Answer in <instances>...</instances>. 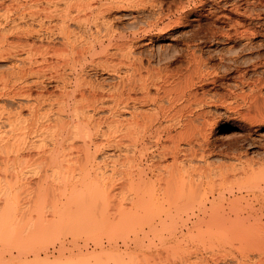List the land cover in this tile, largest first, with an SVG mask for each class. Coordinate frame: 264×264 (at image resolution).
<instances>
[{
	"label": "rangeland",
	"instance_id": "1",
	"mask_svg": "<svg viewBox=\"0 0 264 264\" xmlns=\"http://www.w3.org/2000/svg\"><path fill=\"white\" fill-rule=\"evenodd\" d=\"M8 1L2 0V3H4L0 5L2 6L0 7V264H114L118 262L116 260L119 254V258L122 257L121 259L125 262L127 259L138 260L136 257L133 258V254V259L128 258L129 256H126L127 251L129 253L134 252L137 248L146 246L148 251L158 250V252L164 254L163 250L166 249V247L162 248L164 245L168 248L170 244L174 245V236H180V232L185 233L186 229L192 228L191 222L188 226L182 227V225H178L179 221L176 225L165 218L166 223H169V225L162 229V225H165V223L161 225L159 223L164 220H160L163 216L169 215V218L172 217L170 220H175L177 216L179 219L184 220L187 216L186 218L191 219V221H194L197 217L200 219L203 216H211L213 219L214 217L219 219L223 216H229L230 221H232L235 216H233L235 214L233 204H236V206L240 204L241 209L245 208L248 212L251 211L248 206L254 207L252 211H259V208L264 206V0H202L201 3L200 0L196 2L197 5L194 4L195 12L211 10L215 14L200 18L195 14H191L181 21V24L169 27L170 29L167 28L163 37L154 36L153 43L140 38V44L136 51L143 52L145 66H148L146 59L149 58L150 78L158 79V83L167 78L169 81L168 89H171L169 96L171 94L173 99L177 90L175 82L180 78L182 79L180 82H183L184 75L188 74L186 71L188 68H192L189 66V56H187L189 50L191 51L193 48L195 55L201 58L198 60L203 62L200 68L201 72H196L197 79L195 72L191 73V75L194 74L192 75L194 81L190 88L189 104L186 103L187 106L185 104L182 106L180 101H174L171 96L169 98L173 100V103H177L172 104V107L176 108L171 107L173 112L180 111L179 116L177 115L175 119L156 120L152 117L145 118L140 120V123L138 122L139 125L130 128L133 133L127 131V125L123 121H121V125L119 122L115 123L117 125L111 123L109 128L107 122L110 120L107 122H92L93 126H90V123L83 127L85 130L81 135L84 143L80 139L79 133L77 134L78 139H75L76 141L74 139V141H70L71 144L73 142L74 145L80 147L87 144L88 149H83V152L80 153L82 151L79 150L80 148L75 150L70 147L71 145L67 147L68 141L62 144L65 152L63 148H59V151L56 150L55 153L48 152L46 154H43V151L46 150L47 146L52 148L54 139H50L48 135L43 137L42 134L43 144H45L46 139L50 140H48V143L46 142L47 145L45 144L44 149H42L43 144L40 147L39 138L35 141L37 137H34L35 134L38 137L40 135L41 138V130H46L43 127L44 123L47 122L45 121L46 118L50 119L49 124L54 116L60 118L56 122H61V117L64 118L63 121L66 120L67 124L64 121V123L61 122L62 125H68V123L75 121H69L61 113V117L58 116L59 114L56 115V112L59 113L58 111L61 108L55 99L57 95L54 93L58 91L56 88L54 89L56 83L45 81V78L41 75V66L36 64H33V67L31 66L33 69L35 68L36 73L29 69V62L24 61L26 57L28 60L30 56L28 57L27 50L24 51L28 48H24L25 45L21 43L22 40L28 37L23 36L24 39L22 35L18 34V37H22H19L22 42L18 41V45H20L18 47L16 45L18 37L10 34L12 30L8 34L9 28H13L10 27L12 19L27 14V11L22 13V9L17 10L8 6L10 4ZM174 2L179 3L178 0L165 1L163 8L165 10L167 6L174 8ZM5 4L10 8L5 7ZM234 5H239L240 14L234 15L230 11ZM213 6L218 8L213 9ZM197 7L200 11L197 10ZM19 11L21 12L17 13ZM204 13L206 15V12ZM220 15H225L243 25L245 24L244 26L253 31L255 36L248 43L232 37L228 38L229 40L225 39L217 32L220 30H218L219 27L221 29L227 27V21L222 20L223 18L220 19ZM27 18H23L27 23H24L22 18L20 19L23 21L18 20V29L22 32L23 28H26L27 32L30 28L35 29L33 31L39 30V19L35 20L36 24L35 21L31 22ZM164 23L159 27H163ZM19 30L16 28L15 32ZM126 31H130V29H126ZM18 33L21 34V32ZM212 33L213 35H211ZM216 33L218 34L216 35ZM36 38L37 36L33 39L29 38L31 41L25 40L27 41L26 46H29V43L30 45L34 44L31 47L40 45L37 44L40 43V39ZM198 38L203 41H196L195 39ZM12 39L16 47L11 43L13 42ZM127 39L129 40V37H126L125 41H128ZM55 40L53 45L54 43L58 45L60 42L58 39ZM190 43L191 45H189ZM187 44L189 45L188 48L186 47ZM37 47L39 49V46ZM37 47L33 48L32 53L35 54L38 51ZM17 48L23 51L21 52ZM36 49L37 51H35ZM34 54H31V57L38 56L33 59L40 62V53L38 52V55L35 56ZM172 55L173 57H171ZM45 68L44 70L47 69ZM23 70H26V75H24L25 72H23V75L20 74ZM37 70L41 73L40 78L37 76L39 72ZM88 70L87 79L90 81V78L93 77V81L98 79L99 83L102 82L101 85L103 88L105 87L104 89H108L110 85L116 83L117 77L115 74L108 72L107 74L100 69L93 70L97 73ZM31 73H33V76ZM200 76L202 78H198ZM16 78L18 79L16 80ZM40 79L44 80L42 85ZM34 81H36L35 84ZM37 82H40L39 84L44 87L39 88L40 85ZM177 82L179 83V81ZM47 83L48 87H46ZM15 87L17 88V94ZM20 87L23 88L20 90ZM24 88L30 89L29 91L26 90L28 93L30 92L29 96L31 95V98L18 95L22 92V89L25 90ZM68 89L70 88L68 87ZM54 90L56 91L54 92ZM46 91H48V94ZM39 93L43 95L42 99L47 96L49 101L45 98L44 102ZM151 93L153 95L154 91L151 90ZM56 94H59V91ZM39 98L45 104L40 102ZM163 98L162 105H169L167 103L168 98ZM54 99L56 102L54 105L57 106H52ZM46 100L52 104L49 103L50 106H48ZM20 105L21 107L24 106L23 109L20 108ZM46 106L50 107L49 110ZM54 107L58 108L55 112L53 111ZM106 107H108V104ZM51 108L52 110H50ZM140 110L146 114H148L147 111L149 114L153 111L156 112L153 105L142 107ZM172 110L171 113H173ZM16 112L19 114L16 115ZM40 113L41 116H43V113H47L46 118L44 119V116L40 117ZM106 113V110H103L100 114L104 115ZM19 115L28 120L32 119L34 122L37 118L43 119L41 121L37 119L35 124H33V121L30 125L28 123V129L25 130L28 131L26 133V147L19 152V155H16L11 151L13 139L10 131L13 127V123L11 125L12 118L14 120ZM123 115L128 117V113ZM183 120L185 121L183 122ZM145 121L148 123L146 124ZM53 122L55 126H50L51 128L48 131L55 128L53 131L59 132L60 129L64 137L66 134L68 136L69 130L76 126L71 123V125L63 128L61 124ZM52 123L50 125H53ZM57 126L58 128H56ZM85 127H88L89 130ZM139 127L144 128L139 129ZM68 128L69 130H67ZM110 130L112 131L108 133ZM126 131L129 135L126 134ZM103 132L107 134L104 133L103 137H100ZM84 133L87 135L88 141H84ZM114 134L116 135L114 136ZM130 134L133 135V138H130L132 137ZM31 139L34 140L33 144L29 142ZM6 142L7 144H5ZM112 142L115 145L118 142L115 149ZM37 143H39V146L36 148L41 149L39 151L34 148ZM124 143L126 146L121 145ZM4 144L9 147H2ZM73 144L72 146H74ZM30 146L31 150L28 152ZM145 147L146 149L148 147V149H144ZM3 148L4 150H2ZM66 148L69 150L67 149V151ZM49 150L52 151V149ZM127 166L129 167L127 168ZM126 174L129 175L128 178H131L129 180L132 182V186L125 185L126 183L130 184V181L128 183L126 179ZM135 186L138 187L135 188ZM237 198H240L241 202L236 201ZM232 200H235V202ZM230 201L231 204H229ZM246 204L247 206H244ZM228 205L231 208L232 205L234 206L232 208L233 212H231V208V210H228ZM218 206H221L220 209ZM211 207H214V209ZM221 209L224 210L223 216L218 215V213H222ZM258 211L259 215L260 211ZM262 218L264 220V217ZM227 225L229 224L227 223ZM173 226L178 227L175 229ZM203 227H200L199 231ZM197 228L199 229V227ZM222 228H226V226ZM171 229H174L172 231V233L174 232L173 238ZM194 229H191V231L195 232ZM177 232H179V235H177ZM157 239L160 241H157ZM177 241L179 243V239ZM182 244L183 242L180 245ZM124 253L126 255L123 256ZM134 261L129 262L131 264ZM231 264L233 263L231 262Z\"/></svg>",
	"mask_w": 264,
	"mask_h": 264
},
{
	"label": "bare ground",
	"instance_id": "2",
	"mask_svg": "<svg viewBox=\"0 0 264 264\" xmlns=\"http://www.w3.org/2000/svg\"><path fill=\"white\" fill-rule=\"evenodd\" d=\"M165 1L169 2V0H9L8 1V3L10 2V4L8 6H11V8L14 7L17 10L22 9L21 10L22 13H23V11L24 12L27 11V14L21 15V17H15L14 16L15 18H13L11 21L12 25H10V27H13V28L12 29L9 28L8 34L12 30L10 32V34L16 35L14 37H18V34H19L20 36L22 35V37L23 36L28 37L27 38L28 40H30L29 38L33 39L35 36H37L36 39H38V38L40 39V41H39L40 43H37V44H40V45H37V46H39V49L36 46L38 51L36 49L35 51H37V52H35V54L32 53V51H33V48H36V47L35 46L31 47V45H34L33 43L31 45L29 43V46L28 45L26 46L27 41H25V40H27V39H25L24 37L23 38L25 40H22V39H20L22 37L19 36L20 38L19 37L17 38V44L16 45H18V41H20V43L23 41L24 43L23 42L21 43V44L25 45V47L24 46L23 47L28 48V49H24V51L27 50L26 52L28 53V57L30 56L28 58L29 61L27 60L26 56H25L26 59L24 61H27V63L29 62L28 63L29 69H32L33 71H35L34 70L35 68L34 69L32 68L33 64H36L37 66H41V70H40V67H39V70L41 71L42 74L40 73L39 70H37V71H39L37 76H39L41 74L45 78V81L48 80V82L53 81L54 83H56V85L54 84L55 85L54 89L56 88L59 91V94H56L58 91L55 92L56 90H54V92H55L54 94L57 95L55 97V99H56V102L58 104H60V106H61L60 110L58 111L59 113L56 112V115L59 114L58 116L61 117L60 115L64 114L67 117L66 119H69V121H75V122H70V124L68 123V125H71V123L72 124L74 123L76 125L73 128H71L72 130L71 129L69 130V128H68L67 130H69V132H68L69 135L66 136L67 135L66 134L64 137L62 135V132H60V129H59V132L53 131V130H55V128L51 129L52 131L51 130L48 131V129L51 128L50 126H55L53 124L54 123L53 121L56 122L58 119L60 120V118L53 115L54 116L52 118L53 120L51 119V123L53 122L52 123L53 125H50L51 123L50 124L48 123V121L50 119L48 120V117L46 118L47 113H43L44 119L45 118L47 119V120H45V121H47L45 123H48V124L44 123V126H43L44 129H46V130L45 131L41 130V138H40V135L38 137V135L31 133L32 135L34 134V137H37L35 139V141H37V139L39 138L38 142L39 143L41 142L40 144L39 143H37L36 145L34 144L35 146L32 145V146H34L35 149H37L36 147L39 145H40V147L42 146V144H43L42 134H43V137L48 135L50 137V139L51 138L54 139L53 141L51 140L53 143L52 148L47 146L49 149H52V151H50L46 147L45 148L46 152L43 151V154H46L48 152L55 153V152H57L56 150H58L59 148H61V149L63 148V151H64V147H62V144L64 142L67 143L68 141L69 142L67 143V147L69 145H71L70 147L75 149V150L80 148L79 150H82V151H80V153H82L83 149L84 150L88 149L87 148L88 145L87 144H86V146L83 145L82 146L83 148H82L80 146L74 145L72 142V144L74 145V146H72L70 141L73 139L74 140L78 139V137H79V136H77L78 133L80 134V139H82L81 133L84 132V130H85L83 127L85 125L86 126L89 125L90 123H91L90 126H93L92 122H97V121L107 122L110 120L111 122L110 121L107 122V123H109L108 124V128H109L111 123H114V125H117L115 123L119 122L121 125V121H123V123H125L127 125V131L130 132V131H132L130 128H133V127L139 125L138 122L140 120L145 119V118L149 119V117H152L156 120H159V119H166V118L167 119L168 118L169 119H172V118L175 119V117H177V115L180 111L176 110L175 112H173V110L171 109L172 104L176 103V102L173 103V100L177 101V102L180 101V105H182V106H183V104L186 105V103H188L190 101V99H189V96L191 95L190 88L192 87L191 85H192V82L194 81L192 78V75H194V74L191 75V73L195 72L196 79H197V73L196 72L199 73L203 62L199 61L201 58H199L198 56L195 55L193 48L192 49L190 48L191 51L189 50V52H188L189 54L187 56H189V62H190L189 66L192 68H188V70L186 71V72H188V74L184 75L185 78L183 77V82H180V81H182L181 78L179 80L177 79V81H179V83L177 81L175 82V87L177 88V90H176L175 95L173 96L174 99L172 98L171 94H170V96L173 100L169 99L170 98L169 91L171 90V89L170 90L168 89L169 88V81L167 80V78L166 79L164 78L161 81V83L159 82L160 83L159 84L157 82L158 79L155 80L156 79L155 77H154L155 79H153V77L150 78L151 77L149 75L150 69H148V66L150 64L149 58L146 59L148 66H145V63H144L145 60H144V57L142 56L143 52L141 53L140 51H136V50H138V45L140 44L139 40H140V38H144V40L146 39L149 43H153L152 39L154 36L163 37L164 34L166 33L167 28L181 24V21H183L184 19L189 17V15H191V14H195L198 16V18H200V17L207 16V15H214L215 13L212 12L211 10H208V11H204V12H206V15H204L205 13L200 11V9H198V7H197V10H199L200 12H195L194 4H196V2L200 1V0H178L179 3H175V2L173 3L174 8L167 6L166 10L163 8L164 7L163 3ZM201 2H203V1L201 0L200 3ZM3 3H2V0H0V5H3ZM241 3H242V1H241ZM239 5H241V4H239ZM239 5H236V6L234 5V7L232 6V8L230 9V11H232V13L234 15L240 14L241 11L239 10V7H238ZM4 6L8 7L6 4ZM200 6H201V4H200ZM0 7H2V6H0ZM201 7H203V6H201ZM216 7L217 6H215V8ZM8 8H10V7H8ZM215 8L213 6V9H215ZM21 11H19L17 13H20ZM242 11H244V10H242ZM244 13H245V11H244ZM244 13H243V15H244ZM248 13H249V11H248ZM25 15H27L28 18H27V16L25 17ZM19 16H20V14H19ZM20 18H22V19L27 18V19L31 20V22L35 21L36 19L37 20L39 19L38 20L39 30L33 31L35 29L30 28L29 31L27 32L26 31L27 29L25 28L26 29L25 30L23 28L22 29L23 32L20 31L18 29L19 27L17 24L18 20ZM218 18H219V15H218ZM221 18H223L222 20L225 19L227 21V24H226L227 27H224L225 29H223V28L221 29L219 27L218 30L219 29L220 30L217 32L219 33L220 36L224 37L225 39L232 37V38L240 39V40L244 41V43H248L250 40H252L251 38L253 36H255V33L253 31H251L248 27L244 26L245 24L243 25L242 23H239V21L237 22L233 19L226 17L225 15H220V19ZM22 19H20V20H22ZM23 20L25 23L26 20L25 19H23ZM165 20H166V22H165ZM35 23H36V21H35ZM163 23H164V26L159 27ZM224 23H226V22H224ZM36 24H35V26H36ZM126 27H128V28H126ZM16 28H17V30H19L18 32H21V34L18 33L17 31L15 32ZM126 29L127 30L130 29V31H126ZM213 31H211V32H213ZM231 31H233V32H231ZM213 33L211 35H213ZM218 33H216V35ZM125 34H128V35H125ZM196 36H198V35L196 34ZM14 37L12 36V38H14ZM126 37L127 38L129 37V40L127 39L128 41H125ZM214 38H215V36H214ZM18 39H20V40H18ZM55 39H58V41L60 42V43L57 42L58 45L56 43H54V45H53V41ZM200 39L201 38H198L195 40L197 41ZM195 40H193V41H195ZM200 41H203V40H200ZM11 43L12 44L15 43L14 40ZM252 43H251V45H253ZM16 45H14V46L16 47ZM189 45H191V43ZM189 45L187 44L186 47L188 48ZM19 46L20 45H18V47ZM20 49H21V47H20ZM20 49H18V50H20ZM12 50H14V49H12ZM233 51H234V49H233ZM10 52H12V51H10ZM38 52L40 53V57H39L40 62L33 59V58L38 57V56H35V55H38L37 54ZM31 54H34L35 57H31L32 56ZM171 57H173V55ZM150 59H151V57H150ZM114 60H116V61L114 62ZM26 67H27V65H26ZM25 68H23V69H25ZM44 68L46 70H44ZM53 68L54 69L56 68V69L54 70ZM182 68H184V67H182ZM88 69H90L92 71L93 70L97 71L98 69H100L101 71H105L106 73L108 72V73L113 74V75L115 74V76L117 77L116 78L117 80H115L116 83L115 84L113 83V85H110V88H108V89L106 88L107 89L106 90V89H104L105 87L104 88L102 87V85H101L102 82L99 83L98 79H97L98 82H97V80L96 81L92 80L94 77L93 78L89 77L91 79V81L89 79H87L88 75H86V74H87ZM26 70H27V68H26ZM26 70L25 71L23 70L20 74L23 75L24 74L23 72H25L24 75H26ZM28 71H30V70H28ZM161 71H162V69H161ZM35 72H34V74L36 75L37 72L36 73ZM94 73H97V72H94ZM153 73H155V72H153ZM175 73H177V72H175ZM31 74L33 76V73H31ZM35 75H34V77H35ZM28 76H30V74H28ZM154 76H155V74H154ZM169 76H170V74H169ZM15 77H14V79H15ZM40 77L41 76H39V78ZM170 77H172V76H170ZM198 78H202V77L200 76ZM17 79L18 78H16V80ZM43 81L41 83L40 82L39 83L42 85ZM14 82H16V81H14ZM35 82L36 81H34V84H35ZM200 82H202V81H200ZM12 83H11V86H12ZM39 83H38V85H40ZM24 84H25V82H24ZM41 85L39 86V88L41 87V89H42V87H44V86H41ZM44 85H46V84H44ZM26 87H27V84H26ZM46 87H48V83H47ZM68 87L70 89H68ZM15 88H14V91H15ZM21 88H23V87H20V90H21ZM26 89L28 91L30 90L28 88H26ZM26 89L25 90L22 89V92L19 91L20 93L18 92L19 93L18 95H20L21 97L29 96L30 92L28 93V91ZM46 89H48V88H46ZM151 90L154 91L153 95L151 93ZM46 92L48 94V91H46ZM41 93H42V90H41ZM41 93H39V94H41ZM16 94H17V88H16ZM16 94H14V95H16ZM47 94H44V95H47ZM11 95H12V91H11ZM11 95H8V96H11ZM30 96H29V98L32 97V96L31 97ZM15 97H17V95ZM163 97L168 98V100H167V103L169 104V105H167L168 107L162 105V102L164 99ZM18 98H20V97L18 96ZM40 98L41 99L43 98L42 94H41ZM45 98L49 101L47 96H45ZM49 98H50V96H49ZM14 99H16V98H14ZM41 99H40V102L45 104L44 99H42L44 102ZM55 99H54V101H52L53 99L51 100L53 102V104L46 100L48 106H50V104H52V106H53L56 103ZM200 102H201V100H200ZM30 104H32V103H30ZM107 104H108V107H106ZM195 104H197V103H195ZM148 105H153L156 112L154 113V111H153L152 112L153 114L152 113L149 114V112L147 111L148 114H146L144 111L140 110L142 107H145ZM54 106H57V105H54ZM182 106H180V107L182 108ZM22 107H24V106H22ZM22 107L20 105L21 109H23ZM49 108L47 107L48 110H49ZM56 108L54 107V109H55V110L53 109L54 112L57 111ZM172 108H175V107H172ZM181 108H179V110H181ZM50 110H52V108ZM103 110H106V112H107L104 115L100 114L101 111H103ZM171 110L173 113H171ZM38 111H39V109H38ZM30 113L32 114V111ZM49 113H50V111H49ZM49 113H48V116H49ZM124 113H128V117H125L123 115ZM15 114L18 115L19 113L17 114V112H16ZM15 114H14V117H15ZM20 114H21V112H20ZM35 116H34V119H35ZM43 116H41V113H40V117H43ZM55 117H57V118H55ZM37 119L40 120V118H37ZM61 119H62L61 120L62 123H64V121H65V124H67L66 120L63 121L64 118L61 117ZM188 119H189V117H188ZM36 120H35V122H37ZM172 120H170V121H172ZM28 121H30V122H28ZM31 121H33V120L32 119L28 120L24 117L22 118L21 115H19V117L16 116V118L14 120L12 118L11 125L13 123V125H12L13 127L10 131V133H11L10 135H12L11 137L13 139L12 140V147H11L12 148L11 151H13V154L15 153L16 155H19V152L23 151L24 148L26 147V139H27L26 133L28 131L26 132L25 130L28 129L27 128L28 123H29V125L32 124ZM184 121L185 120H183V122ZM186 121H187V119H186ZM35 122L33 124H35ZM61 122L58 121V122H56V124L58 123L60 125ZM40 123H42V122H40ZM147 123L148 122H146V124ZM149 123H150V121H149ZM68 125H64V124L62 125L61 124V126L63 128H64V126L66 128ZM96 125H97V123H96ZM58 126L56 128H58ZM97 126H99V125H97ZM140 126H141V124H140ZM148 126H149V124H148ZM165 127H167V126H165ZM80 128H82L81 130H83V131H81ZM85 128H88V127H85ZM114 128H116V127H114ZM140 128L141 127H139V129ZM142 128H144V127H142ZM146 128H148V127H146ZM161 128H163V127H161ZM35 129L38 131V133H40L37 128H35ZM88 130H89V128H88ZM123 130H125V129H123ZM123 130H122V132H123ZM33 131H34V129H33ZM33 131H31V132H33ZM47 131H48V134H47ZM111 131L112 130L108 131V133ZM134 131H135V129H134ZM159 131H160V129H159ZM45 132H46V134H45ZM87 132H89V131H87ZM97 132H99V131H97ZM101 132H102V130H101ZM128 132L126 133L127 135H129ZM35 133H36V131H35ZM63 133H64V131H63ZM104 133H106V132H103V134H101L100 137L102 135H104ZM132 133H133V131H132ZM31 134H29V135H31ZM121 134H123V133H121ZM140 134L142 135V133H140ZM84 135H85V138L83 137L84 141H88L87 135L85 133H84ZM115 135L116 134H114V136ZM130 135H132V134H130ZM90 136H92V135H90ZM122 136H124V135H122ZM11 137H10V139H11ZM46 138H48V137H46ZM127 138H128V136H127ZM130 138H133V135ZM122 139H123V137H122ZM165 139H166V137H165ZM48 140L46 139L47 143H48ZM3 141H4V139H3ZM29 142L30 143L32 142L31 144H33L34 140L31 139V140H29ZM44 142H45V139H44ZM46 142H45V144H46ZM77 142H78V140H77ZM77 142H76V144H78ZM82 142H83V139H82ZM100 142H101V140H100ZM5 144H7V142ZM5 144L2 147H6V148L9 147L7 145L5 146ZM45 144H43L42 149H44ZM112 144H113V142H112ZM10 145H11V142H10ZM113 145H114V149H115L116 148L115 146L118 145V142L116 145L115 144H113ZM121 145H125V143L121 144ZM127 145H128V143H127ZM75 146H76V148H75ZM110 146H111V144H110ZM106 148H107V146H106ZM131 148H132V146H131ZM67 149L68 148H66V150ZM117 149H118V146H117ZM144 149H146V147ZM147 149H148V147H147ZM2 150H4V148ZM30 150H31V146H30V149L28 150V152ZM32 150H34V149H32ZM39 150H41V149L39 148ZM47 150H49V151H47ZM71 151H73V150L71 149ZM6 152H8V151H6ZM60 152H59V154H60ZM96 152H97V150H96ZM127 152L129 153V151H127ZM40 153H41V151H40ZM122 153H124V152H122ZM93 154H95V153H93ZM44 156H46V155H44ZM126 157H128V156H126ZM128 163H130V162H128ZM128 167L129 166H127V168ZM128 176L129 175L126 174V179L129 183L130 177L128 178ZM125 185H129V186L131 185L132 186V182L130 181V184L126 183ZM136 187H138V186H135V188ZM127 190H128V188H127ZM168 191H169V189H168ZM126 194H127V192H126ZM14 196H15V194H14ZM135 196H136V194H135ZM137 196H139V195H137ZM15 197H17V196H15ZM129 199H131V198L129 197ZM136 199H138V198H136ZM239 199L240 198H237L235 200L237 201ZM235 200L234 201L232 200V201L235 202ZM14 201H16V199H14ZM239 202H241V201L239 200ZM137 204H138V202H137ZM229 204H231V201L229 202ZM233 205L235 206V209H234L235 214H233V216L234 215L235 216L232 219V221H230L229 216L225 217L222 215L223 211H224V210L222 211V209H221L222 213H218V215L221 214L223 216L222 217L223 220H222V218L217 219L218 217H214V219H213L211 216H207V217L203 216L200 219H198L199 217H197L194 221H191V219L186 218L187 216L184 218V220L179 219L178 216H177V218H175V220H170V219H172V217H171L172 215L170 216L171 218H169V215L166 217L163 216V218L160 220H163V219L164 220L160 221V223H159V225L165 223V225H162L163 226L162 229L166 225H169V223H166L165 218L169 219L168 220L169 222H172L173 224L175 223L176 225L180 222L181 224L179 223L178 225H182V227L188 226L191 222L192 228L186 229L185 233L180 232V236H174V240H175L174 245L170 244L169 248L164 245V247H162V248L166 247V249L163 250V252H165L164 254L158 252V250L156 251L155 249H154L155 251H153V250L148 251L147 250L148 248H146V246H145V247L137 248V250H135L134 252L132 251L129 253L127 251V253H126L127 255L125 253L123 254V256L124 255H126L127 257L129 256L128 258H130V259H133L136 257V259H138V260H135V259L128 260L126 258L127 261L125 262V261H123V259H121L122 257L119 258V256H120V254H119V255H117L118 259L116 261L119 262V259H120V262L119 263L116 262L114 264H121V263L122 264H130V262H132L134 260L136 262L134 261L133 263H138V264H231V262L233 264H264V220L262 218V217H264V206L259 208L260 212L257 210L259 212V215H258L256 210L252 211V210H254L253 209L254 207L248 206V209L251 210L252 212L251 211L248 212L245 210V208L244 209L242 208L243 211L245 210V213H244L240 207V204H237V206H236V204H233ZM233 205H232V208L234 207ZM244 206H247V204ZM220 207L218 206L219 209H220ZM228 207H229V209H228ZM228 207H227L228 210L232 209L230 207V205H228ZM222 208H223V206H222ZM212 209H214V207ZM214 211H216V210H214ZM202 212H204V211H202ZM231 212H233V209L231 210ZM224 213H226V212H224ZM203 214H205V213H203ZM221 215H220V217H221ZM227 223L229 225H227ZM202 226H204L202 230H204V229L205 230L199 231L201 229L200 227H202ZM224 226H226V228H222ZM227 226H228V229H227ZM159 227H161V226H159ZM173 227L176 229V227H178V226H176V227L173 226ZM194 227H196V228L194 229ZM197 227H199V229ZM229 227H230V229H229ZM155 229H156V226H155ZM191 229H194L196 231L193 232V231H191ZM166 230H164V231H166ZM173 230L171 229L172 238L174 235V232L172 233ZM177 233H178L177 235H179V232H177ZM178 239H179V243L177 241ZM157 241H160V240L157 239ZM180 241L183 242L182 245H180L181 244ZM132 254L134 256L133 258H132ZM133 263H131V264H133Z\"/></svg>",
	"mask_w": 264,
	"mask_h": 264
}]
</instances>
